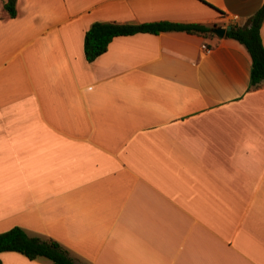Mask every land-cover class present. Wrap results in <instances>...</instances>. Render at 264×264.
Listing matches in <instances>:
<instances>
[{
	"label": "crops",
	"instance_id": "1",
	"mask_svg": "<svg viewBox=\"0 0 264 264\" xmlns=\"http://www.w3.org/2000/svg\"><path fill=\"white\" fill-rule=\"evenodd\" d=\"M4 2L0 232L85 264H264V82L245 46L161 31L83 49L95 21L243 26L264 0H16L13 17Z\"/></svg>",
	"mask_w": 264,
	"mask_h": 264
},
{
	"label": "trees",
	"instance_id": "2",
	"mask_svg": "<svg viewBox=\"0 0 264 264\" xmlns=\"http://www.w3.org/2000/svg\"><path fill=\"white\" fill-rule=\"evenodd\" d=\"M16 0H5L3 8L13 17ZM264 20V2L249 17L243 26L231 25L226 36L243 44L251 57L250 86L257 87L264 82V46L260 34ZM161 31H185L195 34L214 35L212 27L196 22L160 20L143 23H117L95 21L84 34L83 49L87 61H93L106 51L108 43L115 36L138 32L159 33ZM16 251L29 259L43 258L49 264H85L51 237L29 234L20 226L0 232V253Z\"/></svg>",
	"mask_w": 264,
	"mask_h": 264
},
{
	"label": "water",
	"instance_id": "3",
	"mask_svg": "<svg viewBox=\"0 0 264 264\" xmlns=\"http://www.w3.org/2000/svg\"><path fill=\"white\" fill-rule=\"evenodd\" d=\"M231 28V25H228L226 27H212L213 33H215L218 37H223L227 30Z\"/></svg>",
	"mask_w": 264,
	"mask_h": 264
},
{
	"label": "built area",
	"instance_id": "4",
	"mask_svg": "<svg viewBox=\"0 0 264 264\" xmlns=\"http://www.w3.org/2000/svg\"><path fill=\"white\" fill-rule=\"evenodd\" d=\"M236 18H237V15H233L232 16V19H236ZM202 47L205 49V51H209L210 50V47L206 46L205 44H203Z\"/></svg>",
	"mask_w": 264,
	"mask_h": 264
}]
</instances>
